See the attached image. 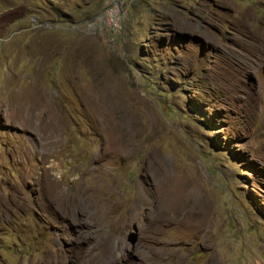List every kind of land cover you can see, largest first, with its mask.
<instances>
[{
	"label": "rangeland",
	"instance_id": "rangeland-1",
	"mask_svg": "<svg viewBox=\"0 0 264 264\" xmlns=\"http://www.w3.org/2000/svg\"><path fill=\"white\" fill-rule=\"evenodd\" d=\"M0 264H264V0H0Z\"/></svg>",
	"mask_w": 264,
	"mask_h": 264
},
{
	"label": "built area",
	"instance_id": "built-area-1",
	"mask_svg": "<svg viewBox=\"0 0 264 264\" xmlns=\"http://www.w3.org/2000/svg\"><path fill=\"white\" fill-rule=\"evenodd\" d=\"M118 0H111V2L115 5V3H117ZM107 18H108V22L110 23H116L118 17H117V14H116V11L110 9L108 11V15H107Z\"/></svg>",
	"mask_w": 264,
	"mask_h": 264
}]
</instances>
